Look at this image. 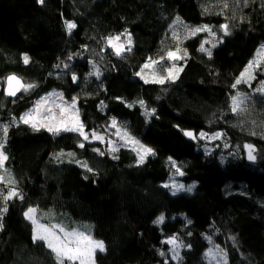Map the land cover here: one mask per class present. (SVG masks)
Returning <instances> with one entry per match:
<instances>
[{
	"label": "trees",
	"instance_id": "16d2710c",
	"mask_svg": "<svg viewBox=\"0 0 264 264\" xmlns=\"http://www.w3.org/2000/svg\"><path fill=\"white\" fill-rule=\"evenodd\" d=\"M223 3L45 0L41 5L38 0H0V81L15 74L36 85L13 103L0 83V123L19 120L41 97L59 92L68 101L77 97L87 130L103 133L115 117L154 150L138 164L136 153L127 147L110 153L107 144L86 142L79 148L75 133L53 135L24 124L10 127L5 167L24 199L9 201L0 220V264H56L42 242H32L33 225L23 215L28 207L44 215L43 223H60L69 230L88 226L93 238L105 244L106 250L96 255L97 264H212L208 252L216 246L228 264H264V94L256 91V81L251 87L239 86L245 104L242 111L231 112L232 85L264 46V0H227V8ZM65 20L77 25L71 35ZM204 24L223 38L211 58L198 51L208 36L201 33L180 44L188 55L179 61L183 71L175 82L146 84L135 75L149 57L175 49L173 25L183 35L182 25ZM222 24L229 25V35L219 31ZM126 29L132 51L117 57L105 48L106 38ZM24 54L30 57L28 64L23 63ZM63 62L70 64L69 70L56 68ZM93 62L102 72L99 79L88 75ZM71 72L80 78L76 83ZM117 97L135 106L129 108ZM140 100L155 109L150 119L136 103ZM101 101L106 105L102 110ZM185 131L223 136L210 151L199 139L188 141ZM245 144L257 147L254 165L247 164ZM94 147L105 155L93 152ZM62 152L74 153V159L87 162L93 172L69 163L67 156L58 160ZM169 158L183 176L174 175ZM173 180L194 185V191L172 195L163 185ZM191 201L212 215L208 226L188 224L180 216ZM161 214L165 222L157 225ZM173 235L186 246L176 260L168 251L171 246L162 243Z\"/></svg>",
	"mask_w": 264,
	"mask_h": 264
},
{
	"label": "snow or ice",
	"instance_id": "6c2138e0",
	"mask_svg": "<svg viewBox=\"0 0 264 264\" xmlns=\"http://www.w3.org/2000/svg\"><path fill=\"white\" fill-rule=\"evenodd\" d=\"M45 0H38V3L41 5L44 4ZM247 3V0H245ZM227 0H224L223 8H227ZM205 12L208 10L205 9ZM177 23L182 24L180 18H176ZM64 25L66 31L69 35L72 34L73 30L76 29L77 25L74 21L65 20ZM183 26V35L176 30L175 25L172 27V39L176 42V47L174 50H168L162 55H159L156 59L149 57L147 61L142 65L140 71L136 72L135 75L140 77L146 84H160L164 85L165 83L175 82L179 77V73L183 71V66L179 65V61L186 60L188 55L186 49H181L180 44L184 40L191 39L196 37L201 33H207L208 36L200 42L198 51L205 53L209 58L212 56V49L217 47L218 43L223 42V38H217V32L213 31V28L210 25L204 24L199 26ZM219 31L223 33L224 36L229 35V25L222 24L220 25ZM123 38V39H122ZM210 45L211 47H205V45ZM132 36L131 33L126 29L125 31L114 34L106 38L105 48H110L112 54L117 57H123L125 53H130L132 51ZM87 47V46H85ZM23 63L28 64L30 62V57L27 54H24ZM73 56L68 57V61H71ZM168 63H165V62ZM157 66H159L157 68ZM70 64L63 62L62 64H57L56 68L61 70H69ZM145 70H149L145 72ZM264 71V68H261L260 60L256 59L250 61L244 70L240 73L239 77L235 80L232 87L236 88L241 83L249 84L251 87V81L256 79L255 72ZM163 73V74H161ZM89 76H94L99 79L102 75L100 69L93 62V70L88 73ZM71 79L73 83H76L80 78L76 75L75 72H71ZM4 85L3 94L6 97H17L18 93L24 92L28 93L30 90L36 87L33 83H25L20 77L15 74H10L7 77L3 78L0 81ZM261 86L256 89L257 92H264V81L260 82ZM53 97L55 99L53 100ZM122 103H125L127 107L132 108L135 104H128L123 101L122 98L117 97ZM15 103V99L12 101ZM78 99L73 97L69 102L64 99L62 93H49L45 97H41L40 100L36 101L31 109L26 111L23 115L17 120L15 117L11 119L10 124L0 123V202H2L3 207H0V220L3 218V214L8 211V202L15 199L23 200L24 197L22 193L16 187L17 181L12 177L10 171L5 167L6 162L9 157L4 152L5 144L7 143L8 131L12 126H19V124L28 125L32 128L33 131H40L41 129L46 130L47 132L53 135H60L61 133H75L79 138L80 142L78 144L79 148H84L85 143L92 144L94 142H99L101 144H107L108 152L116 153L120 150L121 147L130 148L133 152L136 153L137 163L143 164L145 158L149 155L154 154V150L146 145H143L135 137H133L128 131L127 128L122 126L115 117L110 119V122L105 128V132H100L98 129H91L90 131L86 129L85 124L80 120L79 109L77 107ZM141 108L144 109L143 115L146 118H151L155 113V109L149 110L143 100L136 102ZM244 103V97L242 94L237 93L231 97V112L237 113L242 111L241 105ZM106 107L101 101V110ZM59 110V113L55 111ZM111 129H115L114 132H111ZM106 133L108 135L106 136ZM252 135H256V132H252ZM184 135L190 139L197 140H217L221 139L223 133L217 132L213 134L206 133L201 131L198 135L192 131H185ZM115 136L117 139H112ZM244 149L247 153V159L250 161L256 160L255 146L252 144H245ZM92 151L97 153L100 156H104L105 152L101 148L94 147ZM69 157V163H76L82 169H85L87 172H93V169L87 165L85 161L75 160L74 153H60L56 158L61 160L62 157ZM117 158L113 156V159ZM171 161V165L175 168L174 175L183 176L184 172L181 170L180 166L176 165L175 161ZM86 178V177H85ZM165 188H169L172 192V195H176L181 191L191 192L193 186L185 187L184 184L178 183L173 180L170 184L163 185ZM38 209L36 207H28L24 211L23 215L26 220L30 221L33 225V235L32 242H42L43 245L50 250V253L53 255L56 264H95V254L97 250L104 252L105 244L102 240L94 239L88 226L73 227L69 230L63 224H43L40 223L41 219H44V215L41 214L37 216ZM165 222V216L161 214L154 221L155 224L161 225ZM3 225L0 223V230H2ZM235 238H233L234 240ZM163 244L170 245L169 252L172 253V259H179V250L183 247H186L176 235L170 236L162 241ZM187 247H190L188 245ZM219 253L220 258L226 255L222 250L217 246L216 252L213 249H209L208 255L215 256ZM161 256H165V252L159 253ZM226 264V261H225Z\"/></svg>",
	"mask_w": 264,
	"mask_h": 264
},
{
	"label": "rangeland",
	"instance_id": "374dc122",
	"mask_svg": "<svg viewBox=\"0 0 264 264\" xmlns=\"http://www.w3.org/2000/svg\"><path fill=\"white\" fill-rule=\"evenodd\" d=\"M256 59H259L260 60L261 68H264L263 67V65H264V46L260 49V52L258 53ZM148 71L149 70H147V72ZM258 73L260 74L261 71L257 70L255 72L256 79L258 78V80L255 79V80L251 81L250 83L252 85V83L256 81L258 83L259 87H260L261 86L260 82L261 81H264V71L262 72V76L261 77L257 76ZM240 85H245V86L249 87V84H247V83H241ZM240 85H238L235 88V91H234L235 93L233 94V96L236 95L237 93L242 94V96L244 95V93L239 89V86ZM57 93H59V92H57ZM261 93L264 94V92H261ZM63 97H64V95H63ZM54 99H55V97H53V100ZM64 99L67 100L65 97H64ZM244 102H245V99H244ZM77 107H78V103H77ZM55 111L57 112V114L59 113V110L58 109H55ZM79 116H80V114H79ZM80 120H81V118H80ZM199 140H201L202 145H203V147H204L205 150L212 151L211 148H212L213 144L217 140H219V139L213 140V141L202 140V139H199ZM193 191L194 190L192 188V191L191 192H193ZM37 216L39 217V212H37ZM180 216L185 217L188 224H193V225H196V226H200L202 228L208 226V224H210L212 222L211 221L212 220V215H210L209 211L208 210L206 211L202 207V205L201 206H198L193 201H191V202H189L187 204V206L185 207V209L183 211H181ZM46 217H47V219H51L49 216H46ZM40 223H43V221L40 220ZM43 224H48V223H43ZM52 224H57V223H52ZM49 225H51V224H49ZM219 249L223 251V249L221 247H219ZM216 250L217 249H214L213 251L216 252ZM98 252H100V251L97 250V252L95 254V264H97V262H96V255H97ZM223 253H224V251H223ZM209 256L211 257V259L213 261L212 264H225V261H226V264H228V259L225 256L223 257V259H221L219 253H217L215 256H212V255H209Z\"/></svg>",
	"mask_w": 264,
	"mask_h": 264
},
{
	"label": "water",
	"instance_id": "95a60500",
	"mask_svg": "<svg viewBox=\"0 0 264 264\" xmlns=\"http://www.w3.org/2000/svg\"><path fill=\"white\" fill-rule=\"evenodd\" d=\"M22 92L21 93H18L17 97L13 98V97H9V98H12V99H18L20 96H21ZM195 133V131H192ZM186 139L190 142H194L196 143V140H193V139H190L189 137L185 136ZM255 149H256V152L254 153L256 155V160L255 161H250L247 159V153H246V150H245V159L247 161V164L249 165H254L256 162H257V147L255 146Z\"/></svg>",
	"mask_w": 264,
	"mask_h": 264
},
{
	"label": "bare ground",
	"instance_id": "6f19581e",
	"mask_svg": "<svg viewBox=\"0 0 264 264\" xmlns=\"http://www.w3.org/2000/svg\"><path fill=\"white\" fill-rule=\"evenodd\" d=\"M163 74V73H162Z\"/></svg>",
	"mask_w": 264,
	"mask_h": 264
}]
</instances>
